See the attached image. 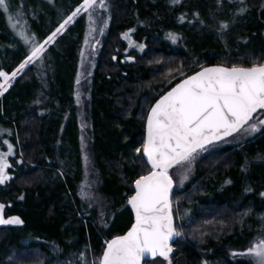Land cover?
Returning <instances> with one entry per match:
<instances>
[{
    "label": "trees",
    "instance_id": "1",
    "mask_svg": "<svg viewBox=\"0 0 264 264\" xmlns=\"http://www.w3.org/2000/svg\"><path fill=\"white\" fill-rule=\"evenodd\" d=\"M82 1L28 3L32 42L47 38ZM106 1L108 27L90 81L91 133L83 152L78 126L72 117L65 118L82 18L42 54L41 73L34 64L26 66L0 99V154L12 146L10 179L0 184V204L4 218L23 220L0 225V264L27 249L31 264H56L54 254L62 261L80 253L88 256L86 264L97 260L105 242L132 223L126 200L133 182L149 171L136 149L142 151L151 104L203 66L264 63V0H243L244 11L228 6L233 15L222 12L227 0ZM1 18L0 11V24ZM223 23L228 28L222 32ZM128 29L145 49L128 50L127 62L121 58V35ZM27 55L26 48L1 52L0 70L11 74ZM243 141L207 147L193 164L189 182L173 189V216L181 235L172 244V264H252L250 257L232 254L264 236L258 218L264 215V130ZM90 167L97 178L96 194L107 214H113L107 227L99 225L93 201L89 204L78 194L81 173Z\"/></svg>",
    "mask_w": 264,
    "mask_h": 264
},
{
    "label": "snow or ice",
    "instance_id": "2",
    "mask_svg": "<svg viewBox=\"0 0 264 264\" xmlns=\"http://www.w3.org/2000/svg\"><path fill=\"white\" fill-rule=\"evenodd\" d=\"M0 8L9 11L7 0H0ZM107 8L106 0H83L42 44L32 43L30 54L11 74L0 70L3 80L0 96L26 66L42 59L45 45L54 42L78 14H88L90 31H94L91 27L96 23L94 13ZM226 27L221 24V29ZM124 38L129 39L127 34ZM169 38L175 42V36L170 34ZM24 41L28 43L29 38L24 36ZM130 46L139 47L141 51L144 48V45H132L131 41ZM261 117H264V63H254L251 67L233 64L202 68L162 95L146 118L147 134L142 152L150 170L134 181L135 194L128 199L135 222L125 235L106 241L102 255L93 264H143L145 257H150L152 264L158 257L172 264L170 242L181 232L174 223L171 199L174 180L170 169L190 166L199 151H206L207 146L216 141L261 132L264 130V118ZM11 150L9 144V154ZM136 151L140 153L141 148ZM8 167L4 154H0V184L10 179L5 173ZM179 175L182 182L187 178V169ZM3 210L4 205L0 204V225L23 224L19 217L5 219ZM232 255L250 257L252 264H264V238L244 252Z\"/></svg>",
    "mask_w": 264,
    "mask_h": 264
},
{
    "label": "rangeland",
    "instance_id": "3",
    "mask_svg": "<svg viewBox=\"0 0 264 264\" xmlns=\"http://www.w3.org/2000/svg\"><path fill=\"white\" fill-rule=\"evenodd\" d=\"M42 1L44 2V0H7V3L9 5V11L4 12V10L2 8H0V11L2 12V18H1L2 23L0 24V53L1 52L3 53L5 50H16V49L26 48L28 51V55L30 54V49H31V46L33 43L32 37H34L33 36L34 34L30 30V27H29V21L27 20V16H26V14H27L26 6L28 5V3L33 2V3L37 4L38 2H42ZM227 1L228 2L225 6V10L222 11L225 13V15H229V14L233 15V11L230 10L229 7L230 8H232V7L237 8L238 11H239V9L240 10L242 9L241 0H240V2H237L236 0H227ZM81 3H83V1ZM106 3H107V1H106ZM79 5H77V7ZM107 5H108V3H107ZM75 9H76V7H75ZM71 13L69 15H71ZM10 17H11V19H10ZM81 18H82V22H83L84 31H83V37H82L81 43L79 44V47H78L80 49V51H79V58L77 61V66H76L75 85L73 86V88L71 89V92H70L71 101L69 102V107L66 110L65 118L69 119L72 117L76 123V128L78 126L77 129H79V132H80L79 136L81 137V141H80L81 144L79 145V148L80 149L82 148L81 151L83 152V150L85 149V147L88 144V138H86V137H88V135L91 133V128H90L91 126H90V120H89V114H88V103H87L89 100V95H90V83H91L90 81H91V77H92V73H93L94 68H96L99 65V60L101 57L100 56V49L102 48L103 37L106 36V32H107L106 30L108 27L109 5H108L107 10L98 9L97 12L94 13V19L96 20V23L91 25V27L93 29H95L94 31H90V23L88 20V14L81 12L80 14L77 15V17H75L73 22H71L69 25L66 26V28L62 32H64L70 26H73L75 24V21L78 19H81ZM63 20H62V22H63ZM223 24H225V23H223ZM13 25H15V27H13ZM220 28H221V26H220ZM227 28H228V25L226 28L221 29L222 32L225 31ZM55 29L53 31H55ZM101 29H103L102 32H101ZM131 32H132V30L128 29V30H125L123 32V34L121 35V39L123 40V42L125 44V49L123 51V56H121V58H122V60L127 61V62L131 61V59H129L130 56L126 53L128 50L137 49L138 51L142 52L145 49V48H143V50L141 51L139 47L130 46V41H131L132 45H144V43H142V41L139 43L135 42L133 35L131 36ZM51 33L49 35H51ZM125 34L128 35L129 39L124 38ZM24 36H27L29 38L28 43H25ZM165 37L168 38V36H165ZM46 39L47 38L43 39L38 44H42ZM52 43L45 45V51L48 49V47ZM173 49H176V48H173ZM120 52L121 51H119V53ZM121 54H122V52H121ZM113 57H115V56H113ZM113 57H112V59H113ZM26 58H27V56L25 57V59ZM25 59H23L19 63V65ZM32 64H34V66L41 73V69L44 68L41 61L36 60ZM19 65H17L16 68H18ZM77 79L80 80L79 84H77ZM2 82H3V80H2V78H0V83H2ZM77 96H79V101L77 100ZM1 97L2 96H0V99H1ZM261 118H264V117H261ZM252 135H254V134H252ZM252 135H244V136L236 135V136L231 137L228 140H226V142L222 143L220 146H222V145L223 146H227V145L235 146L237 144L242 143L243 140L244 141L247 140V138L252 136ZM220 146H217V147H220ZM204 152L205 151H199L198 154H196L195 159L192 161L190 166H188V165L177 166L173 169H170V174L173 176V180H174V189H180L189 182L190 178L193 176V174H192L193 173V171H192L193 164L195 163L197 157L202 155ZM4 156H5V159L8 163V165H10V167H11L9 157L12 156V153L9 154V151L7 149H5ZM86 166H89V163H87ZM10 167L5 169V173L8 177L10 175L9 174V168ZM85 169H86L85 174L82 175V173H81V176H80V180H79L80 192L78 194L82 197V199H84L85 202L87 201L89 203L90 201H93L92 203L95 204L96 209H97L96 213H97L99 225L107 227L110 223V220H111L113 214H107V210L105 209L106 205L103 202H100V199L98 198L99 196H98V194H96V185H97L96 180H97V178L94 174L92 167L85 168ZM87 169H89V171H87ZM185 169H187V178L183 179V181L181 182L179 174L182 173ZM89 204H91V203H89ZM7 218H11V217H7ZM7 218H5V219H7ZM258 218H259L261 224H264V215L260 214ZM8 226H16V225L10 224ZM263 238H264V236H263ZM31 255H32V251L30 249H27L23 252H20V254L13 253V256H11L6 261V263L7 264H9V263L16 264L17 260L21 259L22 264H31V262L29 260V257ZM58 256H59L58 254H54L52 256V259L55 260L56 264H86L87 263L86 257H88L84 253H80V255H77L74 258L65 257V259L70 258V260H65L62 257L64 259V261H62V259H60V257H58ZM72 260H75V263H73L74 261L72 262ZM88 261H89V259H88ZM92 262L93 261L89 262L88 264H92ZM147 264H152V263H147ZM155 264H164V263L158 262L156 260ZM202 264H206V263L203 261Z\"/></svg>",
    "mask_w": 264,
    "mask_h": 264
},
{
    "label": "water",
    "instance_id": "4",
    "mask_svg": "<svg viewBox=\"0 0 264 264\" xmlns=\"http://www.w3.org/2000/svg\"><path fill=\"white\" fill-rule=\"evenodd\" d=\"M217 66H222V65H216V64H213V65H206V66H203L202 68H208V67H217ZM202 68H200V69H198L197 71H195V72H193V73H191V74H189L188 76H190V75H193V74H195L196 72H199ZM187 77V76H186ZM186 77H184V78H182V79H185ZM181 79V80H182ZM181 80H179L177 83H179ZM177 83H175L172 87H174ZM172 87H170L168 90H166L163 94H161L152 104H151V106L149 107V109H148V111H147V113H146V117H145V121H144V137H143V142H144V140H145V138H146V118H147V114H148V112L150 111V109H151V107L156 103V101L162 96V95H164L166 92H168V91H170L171 90V88ZM228 138H230V137H228ZM228 138H225V140L226 139H228ZM222 141H224V140H222ZM219 142H221V141H216V142H214L213 144H216V143H219ZM208 146H210V145H208ZM207 146V147H208ZM141 153H142V158H143V160H144V162L146 163V157H144L143 156V152L141 151ZM146 165L148 166V168H149V170H150V165H148L147 163H146ZM147 174V173H146ZM132 188H133V193H132V195H134L135 194V189H134V182H133V184H132ZM132 195H130L128 198H127V200H126V205H127V208L129 209V211H130V213H131V216H132V223L130 224V226L122 233V234H119V235H116V236H122V235H125L126 233H127V231L131 228V226H132V224L135 222V213H134V211L132 210V208H131V205H129L128 204V199L132 196ZM175 223V222H174ZM116 236H114V237H116ZM114 237H112V238H110V239H108L107 241H110L111 239H113ZM176 240V237H174L173 238V240L170 242V244H171V247H172V244L174 243V241ZM106 247V243L104 244V247H103V250H104V248ZM103 250H102V252H103ZM102 255V254H101ZM156 259H161V260H163L162 258H156ZM151 261V258L150 257H145V260H144V262H150ZM144 262H143V264H144Z\"/></svg>",
    "mask_w": 264,
    "mask_h": 264
}]
</instances>
